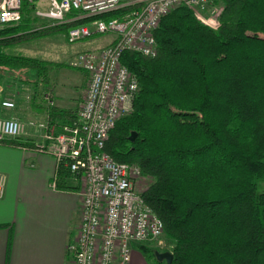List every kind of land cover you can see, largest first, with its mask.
<instances>
[{
    "label": "trees",
    "instance_id": "16d2710c",
    "mask_svg": "<svg viewBox=\"0 0 264 264\" xmlns=\"http://www.w3.org/2000/svg\"><path fill=\"white\" fill-rule=\"evenodd\" d=\"M216 3L220 21L264 34V0ZM35 7L25 0L22 21L0 27V68L44 75V61L7 52L64 29L35 28ZM156 38V56H121L139 92L106 150L151 179L143 196L175 242L170 264H264V37L216 29L181 4ZM9 141L20 145L19 137Z\"/></svg>",
    "mask_w": 264,
    "mask_h": 264
},
{
    "label": "built area",
    "instance_id": "2783aa9c",
    "mask_svg": "<svg viewBox=\"0 0 264 264\" xmlns=\"http://www.w3.org/2000/svg\"><path fill=\"white\" fill-rule=\"evenodd\" d=\"M36 15L52 26H64L74 43L93 35L114 33L109 45L79 52L70 62L88 75V87L76 117L58 125L50 118L35 124L39 135L25 150L54 156L58 169L65 167L80 176V223L68 251L73 264H130L134 243L163 236L161 218L136 186L141 168L119 161L107 150L111 130L119 118L133 110L139 92L137 76L121 61L125 50L154 57L158 54L156 31L162 19L176 6L185 4L208 25H215L223 7L216 0H35ZM25 0H2L0 27L18 24ZM106 18L100 17L111 14ZM207 13L208 15H206ZM93 18L88 23L84 19ZM54 106L52 94H44ZM15 108L13 97L0 101ZM25 124L18 117L0 116V143L21 137ZM57 182L54 180L53 186ZM7 176L0 172V198L5 195Z\"/></svg>",
    "mask_w": 264,
    "mask_h": 264
},
{
    "label": "crops",
    "instance_id": "0c3cea01",
    "mask_svg": "<svg viewBox=\"0 0 264 264\" xmlns=\"http://www.w3.org/2000/svg\"><path fill=\"white\" fill-rule=\"evenodd\" d=\"M37 23L34 21V24ZM42 26H50V23L46 20L43 25L34 27ZM211 26L264 37L263 33H254L237 23L217 20ZM60 31L66 38V31L58 27L52 33ZM116 37L114 34L106 42L90 45L75 55L105 47ZM24 43L7 48V52L22 54L19 47ZM63 69L59 72L46 65L44 79L34 80L30 90L31 101L22 106V100L15 99L17 89L10 86L20 84L17 75H13L20 70L1 67L0 71L6 70L9 75L0 73V101L14 97L16 106L12 110L0 105V116L14 115L25 121L48 117L58 125L72 121L85 95L88 75L79 68ZM47 92L54 95V106H46L43 94ZM39 132L36 128L30 129L19 137L20 144L34 143ZM0 172L7 176L6 192L0 198V264H73L68 246L75 238L80 223L82 178L65 167L58 169L54 156L11 145L8 139L0 143ZM54 180L56 186H53ZM139 245L134 243L132 246L130 264H160L151 261Z\"/></svg>",
    "mask_w": 264,
    "mask_h": 264
},
{
    "label": "rangeland",
    "instance_id": "374dc122",
    "mask_svg": "<svg viewBox=\"0 0 264 264\" xmlns=\"http://www.w3.org/2000/svg\"><path fill=\"white\" fill-rule=\"evenodd\" d=\"M35 6L37 8L38 7L43 8L41 1H35ZM191 10L195 14V11L193 9ZM205 14L208 15L207 13ZM32 16L34 17L35 21H38V23L33 24V26H41L46 21L45 19L39 18L36 15V9L34 12H32ZM62 27L64 28L63 30L65 31V27L64 26ZM112 36H114V34L112 33H103V34L93 35L87 39L71 43L64 37V32L60 31L59 33H49V34H45L44 36L33 37L30 40L25 41V43L19 47V50L20 53L22 54L32 56L39 60L44 61V63L48 66V68L53 67L58 69L59 72H63L64 70L63 68L73 69V67L70 65V61L76 56L75 55L76 52L80 51L81 49H85L90 45H99L100 43H104L107 40H109ZM89 40H93L94 43L90 42ZM6 72H7L6 70L0 71V73L6 76L9 75V73ZM38 73L39 72L36 69L33 70L28 68L20 70L19 73L13 72V75L15 76L17 75V78L21 82L20 84L17 83L16 86H14L15 84H12L10 86H12V88L14 87L15 89H17L15 93V99L22 100V102L24 103L22 106L28 104L31 101L30 90L32 88L31 84L34 82V80L36 78L39 81L44 79V76L39 75ZM9 83L11 84V82ZM87 87H88V80H87ZM44 96L45 95L43 94V97ZM53 97L54 95H52V98ZM53 99L55 100V98ZM46 100L47 99L44 98V101ZM46 106L51 107L50 105H48V103L46 104ZM6 115H7L6 117H10L8 116V114ZM2 116H4V114ZM11 116L16 117L14 115ZM46 119H48V117ZM46 119H41L36 121L30 118V119H26V121L22 120V122L25 124V130L27 132L32 128H36L35 124L45 121ZM150 182L151 179L143 176V174L141 173L140 177L136 180V186L140 191H144L149 186ZM262 187H264V183H262ZM174 243H175L174 240L171 239L169 236H167V234L164 232L163 236H161L160 238L155 240H149L147 242H141L139 246L141 247L143 252H145L148 255L151 261L156 262L158 261V258H156L155 256L156 252H164V251L172 252ZM165 263L166 262H164L163 264Z\"/></svg>",
    "mask_w": 264,
    "mask_h": 264
},
{
    "label": "water",
    "instance_id": "95a60500",
    "mask_svg": "<svg viewBox=\"0 0 264 264\" xmlns=\"http://www.w3.org/2000/svg\"><path fill=\"white\" fill-rule=\"evenodd\" d=\"M137 137H138L137 131H132V133L130 135V140L135 141ZM156 257L158 258V260H160V261L166 260L167 263L170 264L173 261L174 254L172 252H169V251L156 252Z\"/></svg>",
    "mask_w": 264,
    "mask_h": 264
}]
</instances>
